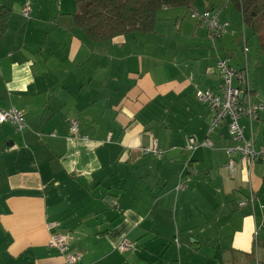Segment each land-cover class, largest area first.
I'll return each mask as SVG.
<instances>
[{
	"label": "crops",
	"instance_id": "obj_1",
	"mask_svg": "<svg viewBox=\"0 0 264 264\" xmlns=\"http://www.w3.org/2000/svg\"><path fill=\"white\" fill-rule=\"evenodd\" d=\"M1 8L0 108L21 111L26 127L0 123V264H66L48 244L54 233L67 235L74 264L264 262V159L236 155L231 174L227 126L210 132L195 96L218 89V58L247 65L250 96L264 95V52L230 0L163 7L153 31L98 41L74 27L73 0ZM207 8L229 23L223 36L189 17ZM239 125L264 145V112ZM152 140L160 156L142 153ZM122 238L131 247L120 251Z\"/></svg>",
	"mask_w": 264,
	"mask_h": 264
},
{
	"label": "built area",
	"instance_id": "obj_2",
	"mask_svg": "<svg viewBox=\"0 0 264 264\" xmlns=\"http://www.w3.org/2000/svg\"><path fill=\"white\" fill-rule=\"evenodd\" d=\"M28 12L29 6H25L22 9V14L27 16ZM189 17L197 25L205 27L212 38L221 37L228 32L229 23L220 19V10L216 8H207L202 11L191 10L189 11ZM215 67L220 77L218 89L216 91L196 89L195 96L197 100L206 104L211 111L210 132L223 122L227 126L229 144L225 146L227 159L224 165L232 174L236 164V155L245 159L249 165L264 159V145L255 146L252 141L245 139L239 125L240 117L247 116L253 119L264 112V95H261L256 100L250 96L247 65L241 69H237L228 62L227 58H218L215 62ZM235 80H237L239 85L233 83ZM241 93H243L242 99H240ZM0 123H11L19 131H22L26 127L24 114L15 107L8 109L0 108ZM69 130L78 138H86L79 135L78 122L76 120H71ZM196 145L197 142L194 137L188 136L185 138L186 149H194ZM201 145L209 146L211 145V141L205 139L201 142ZM141 151L143 154H152L154 156L162 154L155 140L143 146ZM176 189H183V185L178 184ZM250 199H253V195L250 196ZM240 203L242 204L243 202ZM48 244L64 255L66 264H74L79 258L77 253L69 251L68 237L65 234H52L48 240ZM130 247L131 245L126 238H122L117 246L120 251Z\"/></svg>",
	"mask_w": 264,
	"mask_h": 264
},
{
	"label": "trees",
	"instance_id": "obj_3",
	"mask_svg": "<svg viewBox=\"0 0 264 264\" xmlns=\"http://www.w3.org/2000/svg\"><path fill=\"white\" fill-rule=\"evenodd\" d=\"M194 0H73L74 27L89 41L108 40L127 33L153 31L156 13L163 7H189ZM242 23L254 33L264 30V0H230ZM9 10H0V34ZM264 52V41L259 42ZM264 264V262H258Z\"/></svg>",
	"mask_w": 264,
	"mask_h": 264
},
{
	"label": "rangeland",
	"instance_id": "obj_4",
	"mask_svg": "<svg viewBox=\"0 0 264 264\" xmlns=\"http://www.w3.org/2000/svg\"><path fill=\"white\" fill-rule=\"evenodd\" d=\"M71 2H72V0H71ZM71 5L73 6V3H71ZM244 28L246 30V33L248 34L249 42H251V43L253 42L256 45V43H259L260 41H264V30H262L258 33H254L250 27L245 25ZM258 46H259V44H258ZM251 73H252V71H251Z\"/></svg>",
	"mask_w": 264,
	"mask_h": 264
},
{
	"label": "water",
	"instance_id": "obj_5",
	"mask_svg": "<svg viewBox=\"0 0 264 264\" xmlns=\"http://www.w3.org/2000/svg\"><path fill=\"white\" fill-rule=\"evenodd\" d=\"M240 87H241V86H240ZM242 97H243V93L240 94V99H242Z\"/></svg>",
	"mask_w": 264,
	"mask_h": 264
}]
</instances>
